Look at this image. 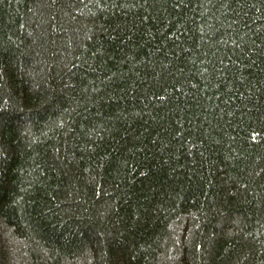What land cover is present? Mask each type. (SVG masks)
Wrapping results in <instances>:
<instances>
[{
  "label": "trees",
  "instance_id": "obj_1",
  "mask_svg": "<svg viewBox=\"0 0 264 264\" xmlns=\"http://www.w3.org/2000/svg\"><path fill=\"white\" fill-rule=\"evenodd\" d=\"M0 264H264V0H0Z\"/></svg>",
  "mask_w": 264,
  "mask_h": 264
}]
</instances>
